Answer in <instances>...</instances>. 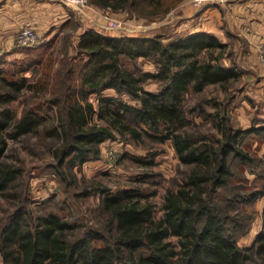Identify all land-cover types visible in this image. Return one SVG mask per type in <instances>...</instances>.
<instances>
[{
  "label": "trees",
  "instance_id": "obj_1",
  "mask_svg": "<svg viewBox=\"0 0 264 264\" xmlns=\"http://www.w3.org/2000/svg\"><path fill=\"white\" fill-rule=\"evenodd\" d=\"M179 1L93 0L141 16L168 13ZM54 44L52 37L23 49L20 58L0 59V194L18 198L0 226L3 264H264V208L252 244L239 243L253 220L241 206L264 196V160L243 143L252 136L264 139V123L235 129L218 111L222 135L215 141L185 130L190 115H209L206 100L189 106L187 96L237 76L220 62L225 45L203 31L166 42L161 36H109L89 28L80 36L76 55H64L56 68ZM124 58L153 60L156 70L145 71L138 63L131 69ZM151 79L160 82L158 90L145 89ZM28 89L34 95L18 116L12 103ZM107 90L115 94L107 95ZM91 94L98 96L97 109ZM95 114L106 124L89 125ZM113 128L138 139L170 140L185 168L178 187L168 188L158 221L153 205L140 201L144 195L138 187L86 191L84 195H102L104 217L92 226L72 223L56 212L34 214L28 193L16 195L23 169L7 161L10 138L18 141L40 132L56 138L55 161L45 167L63 182L75 177L77 165L101 157L100 144L116 137ZM240 166L256 174L262 186L247 190L244 184H231L242 175ZM224 188L228 192L222 194ZM171 237L178 238V250L168 241Z\"/></svg>",
  "mask_w": 264,
  "mask_h": 264
},
{
  "label": "rangeland",
  "instance_id": "obj_2",
  "mask_svg": "<svg viewBox=\"0 0 264 264\" xmlns=\"http://www.w3.org/2000/svg\"><path fill=\"white\" fill-rule=\"evenodd\" d=\"M195 1L197 0H180L168 13L149 16H141L130 9L116 11L104 8L96 5L93 0H88L85 4L72 3L68 0L37 1L36 6L32 4L27 7V12L23 11L19 16L18 21L21 25L19 30L27 24L33 25L40 36V43L55 37L54 53L58 59L55 63L57 68L61 67V59L64 55H76L75 47L79 43L81 34L88 30V26L104 34L161 36L164 41L170 42L185 37H179V32L185 30L182 23L186 20L177 17L184 6L190 4L203 9L213 7L221 13L223 7H231L233 2L240 0L206 3ZM65 12L70 16L64 22L63 13ZM199 21L202 22V20ZM49 35H51L50 38L47 37ZM175 35L178 38L174 37ZM234 35L233 41L236 44L228 50V57L232 62L235 59L240 60L235 63L237 76L225 85H208L202 93L192 92L186 99L189 106H194L200 100L207 101L205 105L209 115H190L192 121L185 127V130L206 136L208 140L215 141L222 135L218 127V111L227 117L229 124L235 129H244L246 123L250 127L264 123V121L261 123V119L264 120V116H261L264 115V84L256 81L260 68L264 72V66L259 61L257 47L255 54L250 57V47L245 45L242 38H238L237 31ZM239 51L245 55V58L244 56L239 57L237 54ZM202 55L205 56L204 53ZM255 59L257 63L254 62ZM124 63L131 69H134L138 63L145 71L154 72L156 70V64L147 58H139L136 61L124 58ZM27 76L34 79L31 72L27 73ZM159 85V81L151 79L144 84V87L147 90L156 91ZM105 93L114 95L115 91L107 90ZM33 95V90L28 89L13 101L12 108L18 116L21 115L23 108ZM125 98L130 100L128 95ZM89 99L97 109L99 107L98 96L91 94ZM131 101L136 102L133 99ZM243 101L249 103L250 109H246ZM95 122L106 124V120L99 118L98 114L89 120V125ZM132 126L135 125L132 124ZM113 130L116 137L109 138L100 144L101 157L77 165L73 169L75 177L69 175L63 182L51 168L45 167L55 161L53 150L56 138H47L41 132L18 141L10 138L7 161L23 169V176L18 180L21 185L18 186L16 195L19 196L20 192L23 195L28 193L31 199L29 208L34 214L56 212L72 223L92 226L99 224L104 217L100 214L102 195L99 192L84 195L86 191H90L91 187L105 186L109 192L115 193L122 189L138 187L144 195L140 197V201L150 202L153 205V218L158 221L164 212L163 202L168 188L178 187L182 180L181 171L185 168L180 165L170 140L160 143L146 135L138 139L130 134H121L117 128ZM243 147L264 160V139L249 137L243 143ZM151 159L154 161L153 165L147 164L146 162H151ZM238 171L242 175L238 174L233 177L231 184H244L247 190L255 185L257 188L262 186V180L256 178L257 175L251 173L247 166H240ZM67 172L71 174L69 169ZM227 192V188L221 190L222 194ZM17 201L18 198L14 201L13 198L0 194V226ZM263 208L264 196L241 206L243 212L253 217L249 231L239 237L241 246L251 245L255 235L262 228ZM168 241L177 250L179 249L177 237H171ZM0 264H3L1 254Z\"/></svg>",
  "mask_w": 264,
  "mask_h": 264
},
{
  "label": "crops",
  "instance_id": "obj_3",
  "mask_svg": "<svg viewBox=\"0 0 264 264\" xmlns=\"http://www.w3.org/2000/svg\"><path fill=\"white\" fill-rule=\"evenodd\" d=\"M37 1L55 0H0L1 60L11 61L23 56V49H18L14 45L15 35L19 31V27H21L18 21L20 18L19 16L23 11L27 12V7L32 4L35 5ZM217 10V8L213 7L203 9L190 4L181 8L179 16L177 15V17L183 18L186 21L182 23L185 30L181 33L179 32V37L188 36L201 31L214 34L219 41L225 45L224 54L220 61L221 64L226 68H233L236 70L235 63L240 62V60L235 59V61L232 62L230 57H228V50L236 44L235 41H233V39H235V31H237L238 38H242L245 45L250 47V57L253 56L252 54H255V48L264 43V0L235 1L232 3L231 7H223V12L220 13ZM63 16H65V22L69 19L70 14L65 12ZM199 20H202V22L200 23ZM89 28L92 27L88 26V29ZM107 35L117 36L116 34ZM176 35L174 37L178 38ZM50 36L51 35L47 37L50 38ZM218 51L219 48H217L215 52ZM237 54H239V57L244 56L245 58V55L242 54L241 51L237 52ZM254 62H256V59ZM256 81L264 84V72H262L261 68ZM243 102L245 103L246 109H250L251 106L249 103ZM263 121L264 120L261 119V123H263ZM248 127L250 126L246 123L244 129ZM253 140L259 141L257 138H253Z\"/></svg>",
  "mask_w": 264,
  "mask_h": 264
},
{
  "label": "built area",
  "instance_id": "obj_4",
  "mask_svg": "<svg viewBox=\"0 0 264 264\" xmlns=\"http://www.w3.org/2000/svg\"><path fill=\"white\" fill-rule=\"evenodd\" d=\"M72 3L85 4L88 0H68ZM222 0H197L195 2L206 3V2H220ZM40 43V36L33 25L27 24L20 29L15 35L14 45L18 49H25L34 47ZM258 58L260 63L264 66V44L257 46Z\"/></svg>",
  "mask_w": 264,
  "mask_h": 264
}]
</instances>
